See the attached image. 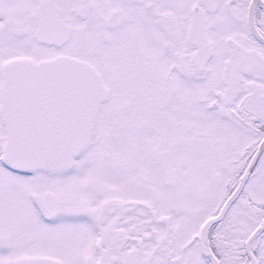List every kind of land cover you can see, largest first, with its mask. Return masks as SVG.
<instances>
[{"label":"snow or ice","instance_id":"6c2138e0","mask_svg":"<svg viewBox=\"0 0 264 264\" xmlns=\"http://www.w3.org/2000/svg\"><path fill=\"white\" fill-rule=\"evenodd\" d=\"M0 264H264V0H0Z\"/></svg>","mask_w":264,"mask_h":264}]
</instances>
